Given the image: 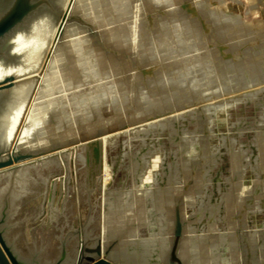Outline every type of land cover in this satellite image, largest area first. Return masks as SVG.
<instances>
[{"label":"water","instance_id":"95a60500","mask_svg":"<svg viewBox=\"0 0 264 264\" xmlns=\"http://www.w3.org/2000/svg\"><path fill=\"white\" fill-rule=\"evenodd\" d=\"M213 1L0 0V264H264V32Z\"/></svg>","mask_w":264,"mask_h":264},{"label":"rangeland","instance_id":"374dc122","mask_svg":"<svg viewBox=\"0 0 264 264\" xmlns=\"http://www.w3.org/2000/svg\"><path fill=\"white\" fill-rule=\"evenodd\" d=\"M208 4L217 8L215 1L208 0ZM221 7L226 13L238 15L245 25L259 26L264 32V0H225Z\"/></svg>","mask_w":264,"mask_h":264},{"label":"crops","instance_id":"0c3cea01","mask_svg":"<svg viewBox=\"0 0 264 264\" xmlns=\"http://www.w3.org/2000/svg\"><path fill=\"white\" fill-rule=\"evenodd\" d=\"M251 3V2H250ZM250 5V4H249Z\"/></svg>","mask_w":264,"mask_h":264}]
</instances>
